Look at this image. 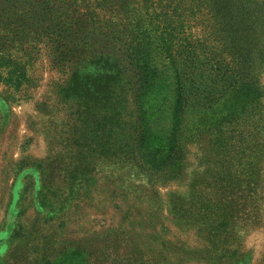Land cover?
I'll use <instances>...</instances> for the list:
<instances>
[{
    "label": "rangeland",
    "instance_id": "rangeland-1",
    "mask_svg": "<svg viewBox=\"0 0 264 264\" xmlns=\"http://www.w3.org/2000/svg\"><path fill=\"white\" fill-rule=\"evenodd\" d=\"M203 14L185 29L205 51L217 43ZM154 60L147 117L166 151L176 78ZM256 67L211 107L189 102L179 159L153 171L130 85L106 87L89 63L56 68L43 49L29 85L0 83V264H264V59Z\"/></svg>",
    "mask_w": 264,
    "mask_h": 264
},
{
    "label": "trees",
    "instance_id": "trees-1",
    "mask_svg": "<svg viewBox=\"0 0 264 264\" xmlns=\"http://www.w3.org/2000/svg\"><path fill=\"white\" fill-rule=\"evenodd\" d=\"M201 12L217 43L205 51L185 29L187 18ZM43 49L51 52L56 68L89 63L100 68L106 87L115 79L130 85L139 157L161 171L180 157L182 119L191 100L211 107L250 86L248 72L264 59V0H0V83L17 91L29 85ZM224 50L231 61L221 56ZM158 53L176 78L166 151L153 144L146 109L159 77Z\"/></svg>",
    "mask_w": 264,
    "mask_h": 264
}]
</instances>
